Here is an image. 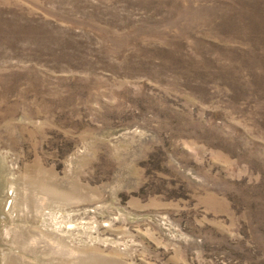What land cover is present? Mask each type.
<instances>
[{"label": "rangeland", "instance_id": "374dc122", "mask_svg": "<svg viewBox=\"0 0 264 264\" xmlns=\"http://www.w3.org/2000/svg\"><path fill=\"white\" fill-rule=\"evenodd\" d=\"M0 264H264V0H0Z\"/></svg>", "mask_w": 264, "mask_h": 264}, {"label": "bare ground", "instance_id": "6f19581e", "mask_svg": "<svg viewBox=\"0 0 264 264\" xmlns=\"http://www.w3.org/2000/svg\"><path fill=\"white\" fill-rule=\"evenodd\" d=\"M13 195V194H12ZM11 196V194H9V197ZM12 197V196H11ZM10 199V198H9ZM7 204V203H6ZM12 206V201H11V204H9V206H5V208L7 209V212L9 211V209H11ZM6 209L4 211V213H6Z\"/></svg>", "mask_w": 264, "mask_h": 264}]
</instances>
